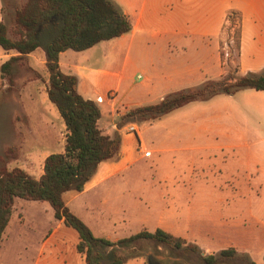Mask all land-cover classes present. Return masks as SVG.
<instances>
[{"label": "rangeland", "instance_id": "374dc122", "mask_svg": "<svg viewBox=\"0 0 264 264\" xmlns=\"http://www.w3.org/2000/svg\"><path fill=\"white\" fill-rule=\"evenodd\" d=\"M25 1L2 0L3 22L10 35L16 8ZM236 23L237 17L232 14L223 26L220 53L224 52L221 57L225 72L211 78L213 80L238 75L239 57L234 40ZM102 45L98 46L99 58ZM38 51L34 57L25 56L17 65L12 85L7 79L1 84L0 78V155L9 146H16L19 156L11 160L9 167H25L36 177L42 170L44 155L61 148L65 138L64 129L59 131V125L64 121L47 96L49 73L42 62V50ZM3 53L0 47V64L5 60ZM93 64L100 66L101 63L95 60ZM142 80L131 78L129 85L134 86ZM205 81L188 88L201 86ZM103 92V89L98 90L100 94ZM250 92L256 93V90L244 88L234 95L221 93L207 100L193 101L179 109L178 113L185 111L181 123L184 128L176 130L174 125L168 130L163 120L155 121L150 127L127 116L128 110L121 104H126L129 99L122 101V90L117 108L124 114L115 119L119 120V127L133 123L140 125L152 156L137 159L130 168L138 172L131 182L139 184L140 209L134 211L127 207L125 221L120 219L110 228L102 227L103 230L124 238L145 227L154 230L164 217L173 225L174 234L209 247L211 252L208 253L218 254L221 249L233 246L253 255L251 258L240 252L235 257H219L213 264H250V260L264 264V99L248 96ZM45 101H50L55 108L45 105ZM101 108L104 112V105ZM47 121L55 123L61 147L41 143L42 149L38 150L34 140L38 129ZM170 131L176 134L175 137L165 139ZM45 140L49 141L46 137ZM33 152L36 154L31 156ZM125 192L128 196V188ZM117 202L113 201L111 206ZM29 203L25 212L27 235L21 240L13 235L7 241L2 240L0 264H33L41 243L52 231L54 214L51 205L46 201ZM164 209L168 211L166 214H162ZM111 212L117 213L118 209ZM67 248H71L69 244ZM52 249L53 245H50L46 252ZM120 252L125 256L124 263L139 260L150 264L153 259L162 264H208L203 258L202 253L206 252L203 248L195 252L146 239L120 248Z\"/></svg>", "mask_w": 264, "mask_h": 264}, {"label": "crops", "instance_id": "0c3cea01", "mask_svg": "<svg viewBox=\"0 0 264 264\" xmlns=\"http://www.w3.org/2000/svg\"><path fill=\"white\" fill-rule=\"evenodd\" d=\"M115 1L131 18L132 29L129 32L110 40H103L85 50L67 49L59 55L60 69L64 73L77 76L79 93L85 98L94 100L99 105L102 112L99 120L100 127L110 135L120 134L122 139L120 152L117 156L99 164L97 171L82 192L68 191L64 195L71 211L85 221L96 236L113 241L121 238L114 237L111 232H106L102 227L110 228L120 219L125 221L124 211L127 207L134 211L140 209L142 201L140 187L138 182H131L137 177L138 172L130 168L137 159L143 156H152V150L146 144L140 125L133 123L130 126L119 127V120L115 119V116L124 114V112L119 111L121 108H117L118 96H120L121 91L123 90L122 101L129 99V102L121 105L129 111L131 108L140 105L157 103L169 93L221 76L225 72V67L220 53V40L229 10L238 11L241 15V45L237 74L260 73L264 70V0ZM1 21H3L2 0H0ZM105 41L109 42L104 43ZM100 43L103 45L99 58L98 46ZM38 50L42 49L35 50L27 57H34L37 52L39 53ZM13 54L14 52L7 53L4 50L2 57L7 60ZM42 55V62L45 63L43 50ZM95 60L101 63L100 66L93 64ZM131 78H142L143 80L140 81L141 83L131 86L129 85ZM99 89L104 90L103 94L98 93ZM110 90L117 92L114 99H103L101 102L97 100L98 96H103ZM263 92L256 90V93L250 92L247 95L264 99ZM45 105L56 107L50 101L48 103L45 101ZM102 105L105 107L104 112L101 108ZM184 106L159 119L138 123L151 127L155 121L163 120L165 129L169 130L176 125L175 129L181 130L184 128L181 123L184 122L185 111L178 112ZM131 126H134L136 131H130ZM55 129L56 125L52 121H47L41 125L37 132V139L34 140L38 147L41 143L47 146L61 147L62 145L61 148L53 152L63 151L65 138L63 143L59 145ZM62 129H64L62 134L65 136L66 128L63 123L59 125V131ZM175 135L173 131H170L166 134L165 139H173ZM45 137L49 141H46ZM40 149L42 148L39 147L38 150ZM147 151L149 152L148 155L145 154ZM50 153L52 152L44 155L42 170L38 177L27 168L19 167L39 178L43 173L45 158ZM35 154L33 152L31 156ZM125 188H128V196ZM130 189H133V192H130ZM116 194L117 198L115 199ZM115 200L118 202L116 205L112 204L114 206L112 207L111 203ZM30 201L36 200L16 198L12 217L3 234V241L4 239L7 241L11 235L19 240L25 238L24 236L27 235L25 234L27 221L25 212L27 206L31 204ZM112 209H118V212L112 213ZM167 212L164 209L162 214ZM156 225L154 230L161 228L172 234L176 233L173 230V225L165 221L164 217L160 218ZM145 229L148 230L146 227L143 230ZM180 237L197 244L190 238ZM78 240V233L67 227L62 219H56L54 216L52 231L41 243L33 264H83L81 255L76 250ZM68 244L70 249L67 248ZM50 245H53V249L47 253L46 249ZM198 246L206 251L202 253L203 256L212 254L208 253L211 252L209 247ZM239 252L253 258L249 252ZM143 263V261L136 260L123 264Z\"/></svg>", "mask_w": 264, "mask_h": 264}, {"label": "trees", "instance_id": "16d2710c", "mask_svg": "<svg viewBox=\"0 0 264 264\" xmlns=\"http://www.w3.org/2000/svg\"><path fill=\"white\" fill-rule=\"evenodd\" d=\"M232 14L237 17L234 40L239 57L241 15L238 11L229 10L227 20ZM131 29L130 16L115 0H26L16 8L12 35L6 23L0 22V46L7 53L14 52L0 66L1 84L3 79H7L12 85L17 65L28 54L42 49L49 73L48 98L56 106L66 128L63 151L52 152L45 158L39 178L22 167H9L12 159H18L16 146H9L0 155V245L12 217L15 200L23 198L47 201L54 210L55 218L62 219L67 227L78 233L76 250L83 264H123L125 256L120 248L142 239L195 252L200 250L197 244L161 228L154 231L145 229L117 241L98 237L85 221L71 211L64 197L68 191L82 192L99 164L117 156L122 139L118 133L110 135L103 131L99 125L102 116L99 105L79 93L77 76L60 69L59 55L67 49H88ZM222 44L220 41V46ZM221 55L224 52L221 51ZM244 88L264 91V70L245 75L230 74L220 80L210 79L196 88L169 93L157 103L131 108L126 115L138 121H152L192 101L207 100L221 93L234 94ZM237 255L240 252L231 246L203 258L208 264H213L219 257ZM250 262L257 264L253 260Z\"/></svg>", "mask_w": 264, "mask_h": 264}, {"label": "built area", "instance_id": "2783aa9c", "mask_svg": "<svg viewBox=\"0 0 264 264\" xmlns=\"http://www.w3.org/2000/svg\"><path fill=\"white\" fill-rule=\"evenodd\" d=\"M226 55H228V53H226ZM116 97V91H114V90H110L109 92H108V94L107 95H105L104 97L103 96H98V98H97V100L99 101V102H101V101H103V99H110V100H112V99H114ZM130 131H136V128L134 127V126H131L130 127ZM145 154H149V152L147 151Z\"/></svg>", "mask_w": 264, "mask_h": 264}, {"label": "flooded vegetation", "instance_id": "af4514ba", "mask_svg": "<svg viewBox=\"0 0 264 264\" xmlns=\"http://www.w3.org/2000/svg\"><path fill=\"white\" fill-rule=\"evenodd\" d=\"M150 264H162V263H160V262H158V261H156V260H150V262H149Z\"/></svg>", "mask_w": 264, "mask_h": 264}]
</instances>
